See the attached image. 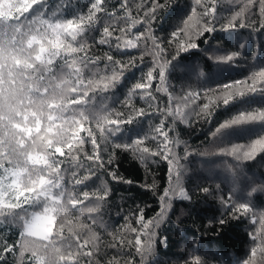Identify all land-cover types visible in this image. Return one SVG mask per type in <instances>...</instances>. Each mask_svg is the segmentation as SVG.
<instances>
[{"label": "trees", "instance_id": "1", "mask_svg": "<svg viewBox=\"0 0 264 264\" xmlns=\"http://www.w3.org/2000/svg\"><path fill=\"white\" fill-rule=\"evenodd\" d=\"M60 2L61 0H44L43 10L51 14ZM123 2L124 0H106V12L98 14L100 19L95 27L72 42L74 46H79L80 43L90 45L88 55L98 58L95 63L82 67V83L74 85L78 91H71L73 84L68 82V70L62 68L64 61L61 57L54 61L55 78L43 82L48 86V94L58 100H82L80 104L69 103L66 111H57L60 118L57 122L64 125L62 135L69 137L72 120L78 119L83 112L86 117L83 128L93 129L103 160V167H100L86 158L85 153L90 154L92 151L86 131L79 133V137L85 142L81 145L83 151L76 156V161L82 166H76V161H71V158L66 156L51 158L65 161L60 167L63 185L68 191L75 187L73 195L82 196L84 191L93 194L89 200L77 205L76 209L68 205L73 215H78V209L85 207L98 209L94 213L85 211L81 216V222L89 226L81 232V237L87 239L94 233L99 236L95 249L92 245L88 246L94 250L95 259L99 264H106L113 256H118L121 264L125 260L141 264V255L136 253L134 247L118 245V248H109L107 245L113 240L110 233L119 231L125 241L133 239L134 242L136 233L126 231L124 226L127 224L139 228L136 217L141 210L145 220H149L156 217L161 208L165 207L166 216L155 228L153 251L144 259L143 264H188L193 258H198L201 264H245L252 248L260 246V240H253L250 234H258L259 219L261 214H264V191H257L251 197L248 192L252 187L264 183V152L258 153L253 160H237L233 156L223 154L222 150L234 144L247 145L264 138V122H242L222 129L215 136L213 133L221 124L233 120L240 113L264 110V94L248 93L234 98L227 105L216 102L212 105V114L208 117L198 116L197 113L208 102L204 98L206 92H219L226 84L243 80L257 71L264 70V28L258 23H251V20H258L254 15L258 9L254 8L246 14V27L240 28L237 24L235 29L225 31L222 29L227 20L235 10L243 6L245 0H217V12L213 20L216 31L196 37V48L179 51L176 44L170 45L168 40L171 33L181 28L184 20L191 14L194 0H167V6L157 11L156 18L150 25L136 24L129 33V36H134L150 27L153 36L165 49L159 54L153 48L151 40L143 39L137 48L117 50L114 37L121 35L120 32H115L114 37L110 39L111 47L97 43L105 26H127L128 22L123 18L125 13L120 9ZM160 2L165 3V0ZM90 3L91 0H72V5L63 6L56 18L67 20L86 14ZM142 3L148 7V0H127L128 15L133 18L139 15L142 18L143 11L137 7ZM22 4L23 0H0V16H6L8 11ZM107 12H114L121 19L108 16ZM15 22H11L13 27L0 30V46L6 50L11 49L14 41L19 43L25 39L23 33L37 30L44 32L39 23L29 21H21L23 30L17 31ZM47 35L52 36L50 30ZM64 39L66 42L70 41V37ZM106 53L111 54L115 60H120L122 66L104 59ZM228 55L235 58L225 61L224 58ZM73 56L83 57L84 53H76ZM65 58L71 59L67 56ZM130 58L134 63H128ZM165 62V81L161 85L159 66ZM153 68L154 79L148 91L155 99H141L139 93L129 97V90L142 81L146 73ZM114 72L121 73L114 87L107 91H101L99 88L90 90L88 96L84 97L88 81L111 76ZM75 79V76L71 77V80ZM60 81L65 83H59ZM157 86L160 91H156ZM189 93L193 95L189 96ZM128 100L135 107L144 108L146 114L133 116L130 123L121 122L115 134L110 129L116 128L117 125L104 124V131H101L98 122H102L106 116L121 121L127 118L131 111L125 107ZM170 104L173 109L177 106L182 109L183 119L169 116L166 111H158L166 110ZM117 112L123 115L115 117ZM161 120L165 121L164 130L171 138L170 146L177 158L176 164L170 166L167 160L159 156L152 157L141 151H133L131 147L125 149L115 146H131L136 139H144L148 146L155 148L159 139L153 141L151 136L154 134V127L159 125ZM58 139L62 142L63 138ZM23 159L19 158L21 162ZM12 161V166H15L17 158L13 156ZM5 164L7 165V160ZM89 167L95 172L93 178L75 186L72 172L76 171L78 175L87 174ZM109 171L132 183L111 179ZM22 180L24 183L28 182L27 173ZM177 186L183 187L190 198L186 200L173 195ZM205 188L209 190L207 193L203 191ZM105 191L106 199L96 198V195H103ZM166 191L171 196L170 207L161 200ZM167 199L168 197H165V200ZM237 202L250 203L251 211L234 219L230 213ZM31 210L29 208V211ZM58 215L63 216L64 213ZM53 216L56 220L59 219L55 213ZM252 217L256 218L257 223H252ZM221 219L226 222L220 224ZM0 220L4 221L0 226V242L15 245V255L4 253L5 259L0 264H17L22 249H25L23 264H35L33 251L43 256L47 264H52L51 242L55 240V246H63L64 242L54 235L47 239L21 237L22 222L18 219L13 223L8 222L13 220L12 217H0ZM161 239L165 241L164 244H161Z\"/></svg>", "mask_w": 264, "mask_h": 264}, {"label": "snow or ice", "instance_id": "2", "mask_svg": "<svg viewBox=\"0 0 264 264\" xmlns=\"http://www.w3.org/2000/svg\"><path fill=\"white\" fill-rule=\"evenodd\" d=\"M105 2L106 0H91L86 14L83 13L74 19L64 20L56 18L57 14L61 12L63 6H71L72 0H61L51 14L43 10L44 0H23L22 5L8 11L6 16H0V30L13 27L12 21H16L17 31L20 32L23 30L21 21L39 23L44 28V32L37 30L23 33L26 38L19 43L14 41L10 50L0 46V169H2V172H0V217H12L13 220L8 221L9 223H13L17 219L22 222L21 237L36 234L35 229L38 225H43L42 239H47L53 235L59 237L64 242L63 246H55V240L51 242L53 245L52 264H65V262H71V264H99V261L95 259L94 250L88 248L89 245H92L95 249L99 236L94 233L93 236L87 239L81 237V232L89 227L81 222V216L84 215L85 211L94 213L98 209L85 207L78 209V215H73L68 207V205H71L72 209H76L77 205L89 200L93 194L84 191L82 196L73 195L75 187L72 191H68L63 185V175L60 167L65 161L51 159L56 156H66L71 158V161H76V156L83 151L81 145L85 142L82 137H79V133L86 131L92 145V151L90 154L85 153V156L93 164L103 167L99 146L94 138L93 129L90 127L83 128V122L86 119L83 112L78 119L72 120L69 129L70 136L65 137L62 135L61 130L64 125L57 122L60 120L57 111H66L69 103L80 104L82 100L79 98H73L70 101L67 100V102L58 100L55 96L48 94V86L43 82L55 78L56 71L54 69L56 65L54 61L57 57H61L64 61L62 68L68 70V82L73 84L71 91H78L74 85L82 83V67L87 66L88 63H95L98 58L88 55L90 45L80 43L79 46H74L72 42L77 41L78 37L83 36L89 29L95 27L100 19L98 14L106 12ZM166 6L167 0H165V3H161L160 0H148V7H145L143 3L137 6L138 9L143 11V17L141 18L138 15L133 18L128 15L127 0H124L120 4V9L125 13L123 18L127 20V26H105L97 43L111 47L110 39L114 37L115 32H120L121 35L114 37L117 50L137 48L139 42L143 39L145 41L151 40L153 48L157 53L162 54L165 49L153 36L150 27L145 28L143 33H137L134 36H129V33L136 24L146 23L150 25L151 21L156 18L157 11ZM254 8L258 9L254 13L258 20H251V23L253 25L258 23L261 28H264V0H245L243 6L231 14L222 30L235 29L237 24L240 28L246 27L248 22L245 16ZM216 12L217 0H194L191 14L184 20L181 28L171 33L168 43L170 45L176 44L179 51L196 48V37L216 31L213 23ZM25 13L29 15L25 16ZM107 15L116 16L117 20L121 19L114 12H107ZM49 30L52 36L47 35ZM64 37H70V41L66 42ZM76 53H84V56H73ZM65 56L71 57V59H67ZM234 58L233 55H228L224 59L225 61H231ZM104 59L122 66V62L115 60L111 54L106 53ZM128 63H134V60L130 58ZM166 67L167 62L159 66L161 85L165 81ZM5 69H7V78H5ZM154 71L155 68L150 69L144 79L137 82L129 90L128 96L132 97L139 93L141 99H155L152 93L148 91L154 79ZM120 75L121 73L114 72L111 76H103L99 80L88 81L83 93L84 97L88 96L90 90L99 88L101 91H107L110 87H114L119 81ZM72 76L76 77L75 81L71 80ZM59 83H65V81ZM164 90L167 91L166 88ZM156 91H160L159 86H157ZM257 92L264 94V70L257 71L243 80L226 84L219 92H206L204 98L208 102L200 108L197 115L208 117L212 114V105L216 102L227 105L234 98ZM188 95L192 96L193 93ZM125 107L131 109L127 118L121 121L106 116L102 122H98L101 131H104V124L117 125L116 128L110 129L115 134L119 130L121 122L130 123L133 116L139 117L146 114L144 108L135 107L130 100L126 101ZM158 111H166L172 117L184 118L183 111L179 106L173 109L170 104L166 110L158 109ZM122 115L120 112L115 113V117H121ZM250 121L264 122V110L238 114L233 120L221 124L213 133V136L230 125ZM164 128L165 121L161 120L160 124L153 129L154 134L151 139L153 141L159 139V143L155 148L148 146L144 139H136L131 146L120 144L115 146L125 149L131 147L133 151H141L144 154H150L152 157L159 156L161 159L167 160L171 166L177 163V158L170 146L172 141L169 133ZM58 137L63 138L62 142ZM222 151L223 154L233 156L237 160H253L258 153L264 152V138H259L247 145L234 144ZM13 156L17 158L15 166H12ZM20 157L24 158L22 162L19 160ZM5 160H7V165ZM109 163H111V160H109ZM28 165L33 167L29 168ZM76 166L82 165L76 161ZM169 172L171 176V167ZM25 173L28 174L27 183L22 180ZM72 175L74 185L78 186L92 179L95 172L89 167L87 174L78 175L76 171H73ZM109 175L113 180L132 183L123 180L115 172L109 171ZM203 191L207 193L209 190L205 188ZM257 191H264V183L252 187L248 192V196L251 197ZM172 194L186 200L190 198L183 187L180 186H177ZM106 197L107 191L103 195H96L97 199H106ZM165 197H168V199L165 200ZM161 200L167 207L171 206V196L168 191L165 192ZM29 208L32 210L29 211ZM250 211V203L237 202L233 205L230 215L235 219L238 215H247ZM61 212L64 213L63 216L58 215ZM52 213H55L59 219L56 220ZM165 216V207L161 208L156 217L149 220H145L141 210L136 217V224L139 225V228L127 224L124 226L126 231L136 233L134 242L133 239L125 241L117 231L110 233L113 240L107 246L114 249L118 248V245L134 247L136 253L141 255V264H143L144 259L153 251L156 236L155 228L159 226V222ZM225 222L224 219L219 221L220 224ZM3 223L4 221L0 220V226ZM252 223H257L255 217H252ZM65 232H67L66 235ZM250 235H252L253 240H260V246L252 248L250 257L245 264H264V214H261L259 219L258 234ZM160 242L161 244L165 243L163 239ZM14 250L15 245L0 242V262L5 259L4 253L15 255ZM24 251L25 249L21 250L17 264H23ZM32 257L35 259V264H47L45 258L38 255L36 251L32 252ZM82 257L87 259L82 260ZM106 264H121V260L118 256H113L107 260ZM123 264H133V262L125 260ZM188 264H201V262L198 258H193Z\"/></svg>", "mask_w": 264, "mask_h": 264}, {"label": "rangeland", "instance_id": "3", "mask_svg": "<svg viewBox=\"0 0 264 264\" xmlns=\"http://www.w3.org/2000/svg\"><path fill=\"white\" fill-rule=\"evenodd\" d=\"M52 215H53V213H52ZM42 230H43V225H38L37 228L35 229V233L36 234L31 235V236H34V237H37V238H41Z\"/></svg>", "mask_w": 264, "mask_h": 264}]
</instances>
